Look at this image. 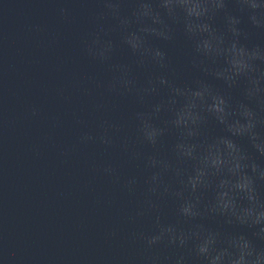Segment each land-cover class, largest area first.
<instances>
[{"label": "water", "instance_id": "95a60500", "mask_svg": "<svg viewBox=\"0 0 264 264\" xmlns=\"http://www.w3.org/2000/svg\"><path fill=\"white\" fill-rule=\"evenodd\" d=\"M118 2L130 14L136 0ZM105 3L0 0L3 264H175L181 256L199 264L191 241L183 248L170 245L167 234L153 245L147 241L162 228L174 226L178 236L199 222L251 236L244 226L179 214L189 198L184 184L194 162L179 159L177 146L196 141L170 123L167 110L151 115L168 95L164 87L155 94L145 91L161 71L140 64L123 44L122 29ZM226 5L248 33L241 42L264 46V28L249 23L238 0ZM213 23L223 28V11ZM109 43L107 59L94 55ZM151 43L167 53L168 79L183 84L202 78L225 91L222 81L192 67L191 45L179 27L172 42ZM243 87L229 90L233 103L244 101ZM140 114L150 117L158 133L155 145L144 139ZM206 131L226 134L213 120ZM235 139L257 155L246 138ZM259 160L264 163V157ZM259 191L264 194V182ZM212 196L210 189L202 190L200 206ZM256 243L264 247V241Z\"/></svg>", "mask_w": 264, "mask_h": 264}, {"label": "clouds", "instance_id": "9594fccd", "mask_svg": "<svg viewBox=\"0 0 264 264\" xmlns=\"http://www.w3.org/2000/svg\"><path fill=\"white\" fill-rule=\"evenodd\" d=\"M104 6L118 21L122 42L139 63H150L161 71L149 79L145 91L155 94L164 87L168 95L153 105L151 115L167 110L170 123L186 140L196 141L177 146L179 159L194 162L184 184L189 198L180 205L179 214L188 220H219L223 225L244 226L251 231L249 236L199 222L177 236L176 228L168 226L148 239V245L167 234L168 243L174 247L183 248L191 241L199 264H264V247L256 243L264 241V194L259 191L264 182V163L259 160L264 157V69L260 67L264 46L249 47L241 42L248 33L240 27V15L225 11L226 0H157L155 4L136 0L130 14L121 12L118 0H106ZM238 6L252 26L264 28V0H238ZM222 11L224 26L218 29L213 21ZM178 27L191 45L192 67L222 81L225 91L216 90L202 78L183 84L168 79L167 53L151 40L172 42ZM110 49L109 43L94 55L107 59ZM241 83L244 101L233 103L229 90ZM140 118L144 139L155 145L158 133L150 117L140 114ZM209 120L222 126L226 134L210 135L206 131ZM235 138H246L257 155ZM205 189L213 196L201 207L199 193ZM175 264L187 262L181 256Z\"/></svg>", "mask_w": 264, "mask_h": 264}]
</instances>
